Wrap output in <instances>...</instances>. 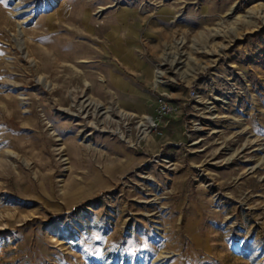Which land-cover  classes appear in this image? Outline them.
<instances>
[{"label": "rangeland", "instance_id": "obj_1", "mask_svg": "<svg viewBox=\"0 0 264 264\" xmlns=\"http://www.w3.org/2000/svg\"><path fill=\"white\" fill-rule=\"evenodd\" d=\"M0 264H264V0H0Z\"/></svg>", "mask_w": 264, "mask_h": 264}, {"label": "bare ground", "instance_id": "obj_2", "mask_svg": "<svg viewBox=\"0 0 264 264\" xmlns=\"http://www.w3.org/2000/svg\"><path fill=\"white\" fill-rule=\"evenodd\" d=\"M53 1L54 0H50V3H53ZM88 99H85L84 100V104H85V107H87V106H90L91 108H93L94 110V113H96L95 111H97V112H99L100 110H101V106L100 105H98L97 103L96 104H94V103H92V102H89V103H86V101H87ZM91 101V100H90ZM83 103V102H82ZM82 106H83V104H81ZM103 109V108H102ZM109 107H107L106 108V112H108L109 110ZM116 109H117V107H116ZM118 110V112L122 115V117H128L129 115H131L130 113H126V112H124L123 110L121 111L120 109H117ZM92 111V112H93ZM140 117V116H139ZM151 126V120H150V118L148 117V116H142L141 117V119L139 120V123H138V129H139V131H140V136L141 137H143V136H145L146 134H147V132H148V127H150ZM105 131H108V130H105Z\"/></svg>", "mask_w": 264, "mask_h": 264}, {"label": "built area", "instance_id": "obj_3", "mask_svg": "<svg viewBox=\"0 0 264 264\" xmlns=\"http://www.w3.org/2000/svg\"><path fill=\"white\" fill-rule=\"evenodd\" d=\"M161 106H162V107H161L162 111H165V110L167 109V107H166L165 104H162Z\"/></svg>", "mask_w": 264, "mask_h": 264}]
</instances>
